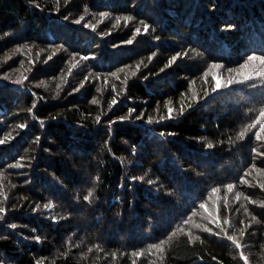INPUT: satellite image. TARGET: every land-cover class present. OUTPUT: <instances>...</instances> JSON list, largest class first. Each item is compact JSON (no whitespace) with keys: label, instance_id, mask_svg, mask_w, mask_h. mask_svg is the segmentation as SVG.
<instances>
[{"label":"trees","instance_id":"trees-1","mask_svg":"<svg viewBox=\"0 0 264 264\" xmlns=\"http://www.w3.org/2000/svg\"><path fill=\"white\" fill-rule=\"evenodd\" d=\"M250 55L264 0H0V264H264Z\"/></svg>","mask_w":264,"mask_h":264},{"label":"snow or ice","instance_id":"snow-or-ice-1","mask_svg":"<svg viewBox=\"0 0 264 264\" xmlns=\"http://www.w3.org/2000/svg\"><path fill=\"white\" fill-rule=\"evenodd\" d=\"M102 15H104V14H102ZM117 19L119 20L120 18L118 17ZM127 19H131V18H127ZM78 22H79V21H78ZM148 27H149V26H148L147 24H145V25H144V30L147 31V30H148ZM136 32L139 33V32H140V29L137 28V29H136ZM131 42H132V41H128V43H131ZM175 58H176V57H173V60H174ZM85 59H87V57H85ZM250 61H259L261 65H264V56L250 55V56L247 57V60L245 61V63L242 64L240 67H241V68H247V67H248V62H250ZM170 63H171V61H170ZM213 67H220V65H213ZM113 75H115V74H113ZM256 75H257V76H260L261 73H260V72H257ZM245 79H248V77L246 76ZM232 82H233L232 80H229V81H228L229 84H231ZM15 83L20 84V83H22V81L18 79V80L15 81ZM219 88H221V83H220V80L217 78V79H216V86H215V88L212 89V91L215 92V91H216L217 89H219ZM95 102H96V101L94 100L93 103H95ZM115 103H116V101H115V99H113L112 104L114 105ZM172 111H173V110L170 108V109H169V117H168L169 119L172 118V115H171ZM180 111H181V114H182V113H183V107L181 108ZM96 119H97V121H99V120H100V117H97ZM120 119H121V120H125V119H127V117H121ZM137 119H140V117H137ZM150 122H151V121H150ZM21 127H23V125H21ZM162 134H163V133H162ZM241 135H243V133H241ZM256 139H257V140H260V139H262V138L259 136V134H257V135H256ZM0 143H4V141L0 140ZM208 146L211 147L212 145L209 144ZM255 151H256V150L253 149V152H254V153H255ZM261 155H264V153H262ZM18 166H20V165H18ZM241 182L244 183L243 180H242ZM150 183H151V181H150ZM232 187H233L232 184L227 185V188H228L229 190H231ZM216 190H217V189H215V188L212 189V191H214V192H215ZM92 195H93V193H92V191L90 190V191L88 192V195H86V196L84 197V199H85V200H89V198H90ZM240 195H242V194L238 192V193L236 194L237 198H239ZM44 207H45V208H49V207H51V204H45ZM200 207H204V205L201 204ZM4 212H5V209H4L3 207H0V213H4ZM185 223H187V221H185ZM13 227H15V225H13ZM205 230L208 231L209 233H211V229H205ZM217 235H218V234H217ZM241 235H243V233H241ZM37 239H38V238H37ZM227 239L230 240V241H233V242L235 243V245H236L237 248L240 247V243H239L238 241H235V240L233 239L232 236H228ZM161 243H163V241H161ZM152 247H154V248H159L160 245L155 244V245H152ZM241 257H242L243 259H245V261H247V257H244V256H243V253H241ZM37 264H40V262H37Z\"/></svg>","mask_w":264,"mask_h":264},{"label":"bare ground","instance_id":"bare-ground-1","mask_svg":"<svg viewBox=\"0 0 264 264\" xmlns=\"http://www.w3.org/2000/svg\"><path fill=\"white\" fill-rule=\"evenodd\" d=\"M163 133V132H162ZM165 135V134H164ZM165 139V138H164ZM225 178V177H224ZM230 179V178H229ZM224 181H226V180H224ZM222 182V181H221ZM229 182V181H228ZM222 186V185H221ZM227 187V186H226ZM223 190V189H222Z\"/></svg>","mask_w":264,"mask_h":264},{"label":"rangeland","instance_id":"rangeland-1","mask_svg":"<svg viewBox=\"0 0 264 264\" xmlns=\"http://www.w3.org/2000/svg\"><path fill=\"white\" fill-rule=\"evenodd\" d=\"M246 257V256H245Z\"/></svg>","mask_w":264,"mask_h":264}]
</instances>
